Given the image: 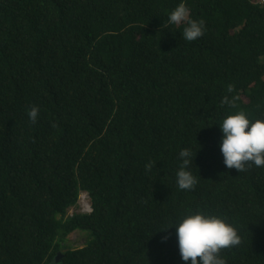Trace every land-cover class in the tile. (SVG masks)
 Masks as SVG:
<instances>
[{
    "label": "trees",
    "instance_id": "trees-1",
    "mask_svg": "<svg viewBox=\"0 0 264 264\" xmlns=\"http://www.w3.org/2000/svg\"><path fill=\"white\" fill-rule=\"evenodd\" d=\"M180 2L0 0V264H186L162 229L196 211L236 229L227 264H264V167L226 168L217 126L264 119V2L183 0L191 42L167 22Z\"/></svg>",
    "mask_w": 264,
    "mask_h": 264
},
{
    "label": "clouds",
    "instance_id": "clouds-1",
    "mask_svg": "<svg viewBox=\"0 0 264 264\" xmlns=\"http://www.w3.org/2000/svg\"><path fill=\"white\" fill-rule=\"evenodd\" d=\"M167 22L171 25H183V38L189 42L200 38L205 30L204 21L192 19L183 0L168 13ZM232 91V85H228L227 92ZM235 99L236 97L229 99L224 96L221 104L231 106ZM27 115L29 120L35 123L38 108L32 106ZM217 126L221 133L218 147L226 168L235 169L239 173L245 171L246 166L250 164L264 167V119L250 120L243 111H237L225 116ZM194 157L189 148H183L178 153L179 166L175 175L176 185L181 190H191L197 182V177L189 170V166H193ZM151 167L150 163L146 165L148 169ZM82 196L86 197L90 208L87 193L82 192L78 198L80 212ZM168 228L175 229L180 259L186 264H227L219 255L220 250L235 247L240 243L232 224L220 216L201 211L187 214L174 226L162 230Z\"/></svg>",
    "mask_w": 264,
    "mask_h": 264
},
{
    "label": "rangeland",
    "instance_id": "rangeland-1",
    "mask_svg": "<svg viewBox=\"0 0 264 264\" xmlns=\"http://www.w3.org/2000/svg\"><path fill=\"white\" fill-rule=\"evenodd\" d=\"M72 210H69L68 215H70ZM84 234L79 232L72 233L68 236L65 245L69 246L70 248H80L83 246L84 243Z\"/></svg>",
    "mask_w": 264,
    "mask_h": 264
},
{
    "label": "built area",
    "instance_id": "built-area-1",
    "mask_svg": "<svg viewBox=\"0 0 264 264\" xmlns=\"http://www.w3.org/2000/svg\"><path fill=\"white\" fill-rule=\"evenodd\" d=\"M80 207H81V212L83 214H88L90 213L91 209L89 208V205H88V202H87V199L85 196H82L81 197V200H80Z\"/></svg>",
    "mask_w": 264,
    "mask_h": 264
},
{
    "label": "water",
    "instance_id": "water-1",
    "mask_svg": "<svg viewBox=\"0 0 264 264\" xmlns=\"http://www.w3.org/2000/svg\"><path fill=\"white\" fill-rule=\"evenodd\" d=\"M56 260H58V257H55V262H56Z\"/></svg>",
    "mask_w": 264,
    "mask_h": 264
}]
</instances>
